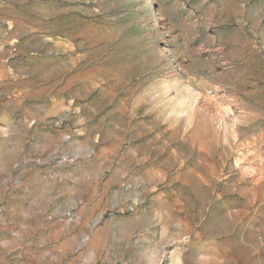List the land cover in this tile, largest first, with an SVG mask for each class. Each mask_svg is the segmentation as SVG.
<instances>
[{"label":"rangeland","instance_id":"rangeland-1","mask_svg":"<svg viewBox=\"0 0 264 264\" xmlns=\"http://www.w3.org/2000/svg\"><path fill=\"white\" fill-rule=\"evenodd\" d=\"M0 264H264V0H0Z\"/></svg>","mask_w":264,"mask_h":264}]
</instances>
